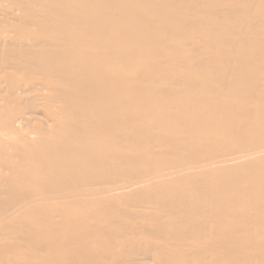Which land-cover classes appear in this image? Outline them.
<instances>
[{"label": "bare ground", "instance_id": "bare-ground-1", "mask_svg": "<svg viewBox=\"0 0 264 264\" xmlns=\"http://www.w3.org/2000/svg\"><path fill=\"white\" fill-rule=\"evenodd\" d=\"M0 264H264V0H0Z\"/></svg>", "mask_w": 264, "mask_h": 264}]
</instances>
